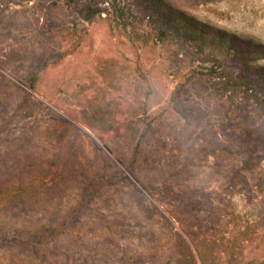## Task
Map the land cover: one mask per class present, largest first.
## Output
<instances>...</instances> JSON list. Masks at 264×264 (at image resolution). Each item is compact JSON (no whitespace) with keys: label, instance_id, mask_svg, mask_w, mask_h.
I'll use <instances>...</instances> for the list:
<instances>
[{"label":"rangeland","instance_id":"obj_1","mask_svg":"<svg viewBox=\"0 0 264 264\" xmlns=\"http://www.w3.org/2000/svg\"><path fill=\"white\" fill-rule=\"evenodd\" d=\"M160 1L264 47V0ZM162 15L143 0H0V185L45 169L26 202L0 205V264H187L177 236L191 264H264V58L211 34L155 40Z\"/></svg>","mask_w":264,"mask_h":264},{"label":"trees","instance_id":"obj_2","mask_svg":"<svg viewBox=\"0 0 264 264\" xmlns=\"http://www.w3.org/2000/svg\"><path fill=\"white\" fill-rule=\"evenodd\" d=\"M146 2L149 6H152L154 9L158 10L159 12H162V16H164V19L166 20V28L167 30H161L156 35V39L160 42H163L167 36V34H173L177 36H181L186 41H190L193 43L200 42L202 38H204L205 35L211 34L213 36V39L215 42L218 43L220 48L222 46L226 47L229 53H233L232 56L236 58H240L241 62H244L248 65L253 64L256 60L259 58H264V47L262 45L256 44L250 40H241L235 35L226 33L225 31H221L218 29H211L207 27L206 25H198L195 21H192V19L187 18L183 21V23L179 22L180 18L183 16L178 11L171 10L164 2L160 0H143ZM168 11L170 14L166 15L164 11ZM100 11L98 9H92L90 7L87 8L85 20L89 21L93 16L96 14H99ZM123 14L122 12H120ZM174 16V17H173ZM121 18L122 15H121ZM197 31V33L195 32ZM226 49V50H227ZM231 51V52H230ZM221 64L218 60H214V65H212L211 69L208 71L210 76H217L219 78V70H221ZM258 76L261 77L262 80H264V67L258 69ZM33 84H31L30 89H33ZM258 102L264 106V89L261 92L260 97L258 98ZM133 136H137L138 131L135 127L131 126L129 128ZM153 131L151 126V121L149 120L146 122V129L138 138V145L136 147V150L140 147L141 140L145 137L147 131ZM52 164H57L56 162H53ZM38 172H45V169H35L33 172L30 173L25 179L20 180L15 186L12 188H7L4 184L0 185V205L3 210H9V208L12 205L24 203L27 201V199L30 197L31 192L29 191L32 187L35 186H44L43 183V177H38L36 174ZM92 200V197H90L89 201ZM82 206V205H81ZM58 231L56 229H52L49 232L48 239L43 238V240L36 236L33 237L36 240L41 239L42 242H48L50 238H55ZM19 244L21 245V241L15 242L11 241L10 244ZM6 244L0 243V249L4 248ZM176 249L179 253V255L182 258V261L191 264L193 262V256L191 254L190 248L187 245V243L181 238L180 236L176 237ZM182 261H179L182 263Z\"/></svg>","mask_w":264,"mask_h":264}]
</instances>
